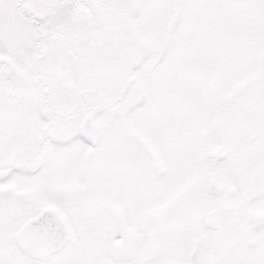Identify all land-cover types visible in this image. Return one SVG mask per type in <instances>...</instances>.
<instances>
[{"label":"snow or ice","instance_id":"1","mask_svg":"<svg viewBox=\"0 0 264 264\" xmlns=\"http://www.w3.org/2000/svg\"><path fill=\"white\" fill-rule=\"evenodd\" d=\"M0 264H264V0H0Z\"/></svg>","mask_w":264,"mask_h":264}]
</instances>
